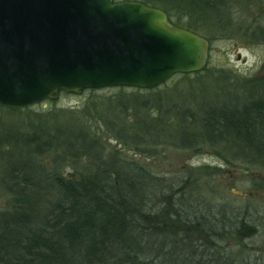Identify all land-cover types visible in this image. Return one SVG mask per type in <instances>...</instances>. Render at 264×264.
Returning <instances> with one entry per match:
<instances>
[{
    "label": "trees",
    "instance_id": "1",
    "mask_svg": "<svg viewBox=\"0 0 264 264\" xmlns=\"http://www.w3.org/2000/svg\"><path fill=\"white\" fill-rule=\"evenodd\" d=\"M131 1L162 9L196 33L200 21L240 0ZM205 69L152 89L84 90L89 98L75 111L14 119L12 133H0V148L11 152L0 157L9 205L0 212V264H227L215 243L218 228L239 230L243 221L193 198L190 175L165 182L107 142L140 154L165 143L219 146L264 167V76L228 81Z\"/></svg>",
    "mask_w": 264,
    "mask_h": 264
},
{
    "label": "water",
    "instance_id": "2",
    "mask_svg": "<svg viewBox=\"0 0 264 264\" xmlns=\"http://www.w3.org/2000/svg\"><path fill=\"white\" fill-rule=\"evenodd\" d=\"M208 56L205 38L138 1L0 0V105L152 89L203 70Z\"/></svg>",
    "mask_w": 264,
    "mask_h": 264
},
{
    "label": "rangeland",
    "instance_id": "3",
    "mask_svg": "<svg viewBox=\"0 0 264 264\" xmlns=\"http://www.w3.org/2000/svg\"><path fill=\"white\" fill-rule=\"evenodd\" d=\"M228 5L225 14L215 20L206 18L207 22L200 21L195 30L210 44L205 71L214 77L223 76L228 81H251L264 76V0L230 1ZM171 18L173 21L180 20L175 16ZM173 78L175 80L178 76ZM207 84L212 85L214 81L210 80ZM118 91L116 87H111L101 88L98 92L108 95ZM132 91H135L134 88L125 87L122 92ZM140 93H144V90H140ZM88 98L87 91L80 94L61 92L55 100L46 99L19 111L0 108V133L6 130L12 133L11 125L17 117L58 109L75 111ZM107 142L121 151L125 158L136 161L152 175L165 179V182L173 180L182 183L190 175L189 188L193 198L213 209H222L231 220L238 217L243 221L239 230L237 227H226L228 230L224 231L218 228L220 237L219 234L216 236L215 243L222 261L227 264H264L263 165H249L233 159L227 150L219 146L200 145L194 150H186L165 143L157 147H144L147 153L140 154L135 148L124 147L112 139ZM10 156L11 152L4 154L0 148L2 161ZM5 166L6 163L0 160V178L5 176V173H1ZM3 189L0 180V212L9 207L8 196Z\"/></svg>",
    "mask_w": 264,
    "mask_h": 264
}]
</instances>
